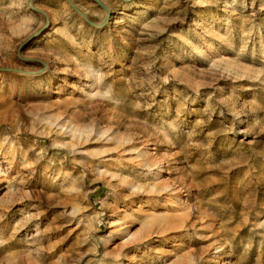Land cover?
<instances>
[{
  "label": "rangeland",
  "instance_id": "rangeland-1",
  "mask_svg": "<svg viewBox=\"0 0 264 264\" xmlns=\"http://www.w3.org/2000/svg\"><path fill=\"white\" fill-rule=\"evenodd\" d=\"M0 264H264V0H0Z\"/></svg>",
  "mask_w": 264,
  "mask_h": 264
},
{
  "label": "bare ground",
  "instance_id": "bare-ground-1",
  "mask_svg": "<svg viewBox=\"0 0 264 264\" xmlns=\"http://www.w3.org/2000/svg\"><path fill=\"white\" fill-rule=\"evenodd\" d=\"M120 150V149H119ZM118 151V150H117ZM122 152V151H121ZM118 153V152H117ZM120 153V152H119ZM119 156H120V154H119ZM122 157V156H121ZM112 162H113V160H112ZM139 164V163H138ZM140 164H141V162H140ZM142 165V164H141ZM132 186H133V184H131ZM177 204V203H176ZM176 204H172V208H173V210L175 211V212H180V209L178 208V206L176 205ZM171 210V209H170ZM165 213H168V211H165L164 212V214L163 215H160V216H157V215H154L153 213H151L150 211H148V212H146L145 213V215H144V219H146L147 221H153V220H155V219H158V220H162V221H166L167 223H168V219H169V214H165ZM155 214H157V213H155ZM178 216V215H177ZM179 217V216H178ZM181 226H183V225H181ZM15 228V227H14ZM183 228V227H182ZM147 235V234H146ZM148 235H150V234H148ZM149 237V236H148ZM147 237V238H148ZM145 238V237H144ZM143 238V239H144ZM146 238V239H147ZM221 247H222V245H219L218 247H216V248H214L215 249V254L216 253H218L219 251H221ZM218 248H220V249H218Z\"/></svg>",
  "mask_w": 264,
  "mask_h": 264
}]
</instances>
